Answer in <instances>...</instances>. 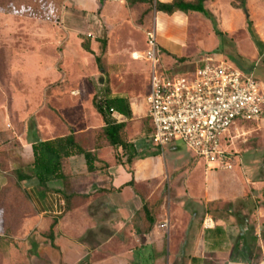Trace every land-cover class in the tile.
I'll list each match as a JSON object with an SVG mask.
<instances>
[{
	"label": "rangeland",
	"instance_id": "374dc122",
	"mask_svg": "<svg viewBox=\"0 0 264 264\" xmlns=\"http://www.w3.org/2000/svg\"><path fill=\"white\" fill-rule=\"evenodd\" d=\"M98 2H101L100 9L90 11L78 8L75 0H0V119L4 112L7 129L0 134V145L7 147L0 150V170L10 176L8 186L0 190V264H51L42 252L49 246V241L43 238L50 239L51 232L41 233L36 224L38 215L27 189L31 183H18L17 169L8 165L12 155L22 162L18 154L20 144L14 132L23 134L26 122L34 125L36 118L55 121H62L64 117L78 118L76 129L81 134V143L86 147L93 146L94 134L85 130L101 125L102 119L95 105L107 97L129 100L133 111V120L128 127L129 140L135 142L141 158L150 159L144 169L151 173V168L155 167L160 176L165 177L162 192L153 197V202L162 204L161 209L167 217L172 211L174 226L169 231L163 230L161 248L145 255V264L152 260L158 264H185L178 256L187 249L192 251L191 242L196 236L194 230L187 232L186 226L190 222L199 223L203 218L207 189L213 192L215 180L228 184V188L233 186L232 183L245 185L248 184L247 177L263 182L255 191V197H250V213L261 209L263 213L256 219L246 216L242 221L248 227L243 236L244 256L225 255L223 263L240 260L242 264H261L264 260L260 253L261 240H264V133L259 123L238 121L231 130L227 146L236 154L231 170L215 166L208 172L205 161L181 142L164 148L155 145L146 119L150 69L143 58L134 57L147 50L146 32L153 27L154 0ZM238 2L242 6L245 0ZM256 17L253 16V22L249 19L252 40L259 38L252 30L254 21H259ZM247 36L241 28L230 35L212 16H193L185 49L176 47L174 50L161 40L164 70L176 76L194 73L203 60L211 56L244 74H253L264 84V67L257 62L260 54L253 55V50L257 53L260 48L253 46ZM84 43L90 45L91 52L84 50ZM180 53L185 56L176 60L175 55ZM86 115L91 120L89 126L81 122ZM249 150L259 152V161L253 164V170L242 172L240 157ZM9 153L11 155L7 157ZM166 162L169 168L185 166L192 171L188 176L190 195L175 191L173 187L172 204H169L171 187ZM19 167L30 171L29 165L19 164ZM185 179L178 181L180 187H184ZM34 183L39 187L36 179ZM234 191V188L230 189L231 193ZM42 194L44 196L45 192ZM182 202L188 203L181 207ZM227 205L223 204L224 207ZM241 240L238 236V242ZM136 243L129 239V252L124 257L115 252L94 253L75 264H122V257H127L128 264H137L142 260L135 250ZM208 259L211 261L213 257Z\"/></svg>",
	"mask_w": 264,
	"mask_h": 264
},
{
	"label": "crops",
	"instance_id": "0c3cea01",
	"mask_svg": "<svg viewBox=\"0 0 264 264\" xmlns=\"http://www.w3.org/2000/svg\"><path fill=\"white\" fill-rule=\"evenodd\" d=\"M75 1L78 8L83 10L96 11L101 7V2L99 3L98 0ZM157 1L170 3L173 0H154V5ZM245 3L247 10L234 6V4L239 5L238 0H206L204 6L216 19V22L223 25L230 35L233 36L239 28L247 32V38L252 42V45H258L260 48L257 53L253 50V55L257 57L256 54H260L257 62L264 67V0H245ZM244 13H246L245 20ZM199 15L201 14H187L181 11L169 15L154 9L153 26L157 33L158 29L160 30V36L157 34L160 47L164 49L161 44L164 41L174 50L176 47L185 49L189 43L190 18ZM253 16H257L256 19H259V21H254L252 27V30H255L259 35L256 40H252L249 29L251 27L250 20H254ZM175 56L177 60L185 55L180 53ZM262 61L263 63H261ZM262 85L264 87L263 83ZM99 115L102 119L99 127L89 126L91 120L88 115L81 120L82 124L89 126L85 130L86 132L105 126L102 115ZM2 116L0 134L7 132L4 112ZM78 121V118L68 117H64L62 121H55L52 118L46 120L36 118L34 125L33 123L30 125L27 121L23 134L14 132L20 144L18 154L22 158V162L14 159L12 155L8 160V165L13 169H20L19 164L30 166L34 160L33 144L64 138L71 133L79 135L80 132L76 129ZM125 121L128 119L124 116L123 122ZM258 125L264 133V116ZM130 141L135 143L133 140ZM135 146L138 156L131 164L128 163L126 151L122 148H113L105 141L102 147L90 149L96 158L95 171H88L83 156H73L69 158L66 166V173L69 176L50 182L49 190H44L40 185L36 187L35 179L24 182V184L31 183L27 188L28 195L38 215L36 224L40 228V232L45 233L53 227V242L51 239L43 238L49 241V246H46L42 251L50 259L51 264H62V262L63 264H75L89 254L103 252H115L124 257L129 252L130 238L137 242L135 250L142 260L137 264H145L143 257L161 248V233L165 229L161 225L168 218V231L174 226L172 211L167 217V214H163L161 209L162 204L157 201L153 202V197L162 192L165 177L162 178L155 167L151 168V173H148V169H144V164L150 159L141 158L139 149L136 144ZM3 148L6 150L7 147L1 144L0 150ZM10 155V153L7 154V157ZM257 157H259L257 150H249L245 155H242L240 157L241 171L253 170L255 168L253 164L256 165L259 161ZM165 167L171 187L169 204H172L170 195L172 197L173 187L175 191H182L186 196L190 195L189 177L192 171H188L185 166L169 168L167 162ZM209 169L207 168L208 172ZM8 174V172L0 170V190L7 183ZM183 177H186L184 187H180L178 181ZM246 180L248 181L246 186L242 183H232L231 188L235 190L233 193L230 192L231 188L226 187L228 184L217 180H215L213 192L207 189L203 218L199 223L190 222L186 226L187 232L190 230L196 232V236L191 242L192 251L187 249L181 252L178 256L179 260L184 261L185 264H224L223 257L225 255L244 256L243 236L248 227L243 225L242 221H245L246 216L256 219L259 213H263L262 209L258 212L254 211L253 214L250 213V197H255V191L262 187L263 182L252 180L249 177ZM132 181H134V185H128ZM42 191L45 192L44 196ZM67 195L88 197L75 198L68 205ZM174 195L180 196L179 193H174ZM187 203L182 202L180 206H185ZM223 204L228 205L224 207ZM251 218L249 221L252 220ZM249 221L246 220V223ZM238 236L242 239L239 242ZM113 240L117 241L114 243ZM260 247V253L264 258L263 239ZM18 255L21 254L18 252ZM210 256L213 259L208 261ZM123 257L121 258L122 264H128L127 257L124 259ZM233 262L242 263L240 260ZM150 264H158V262L152 260Z\"/></svg>",
	"mask_w": 264,
	"mask_h": 264
},
{
	"label": "built area",
	"instance_id": "2783aa9c",
	"mask_svg": "<svg viewBox=\"0 0 264 264\" xmlns=\"http://www.w3.org/2000/svg\"><path fill=\"white\" fill-rule=\"evenodd\" d=\"M146 38L147 50L134 57L143 58L150 69L146 117L154 128L151 140L160 148L181 142L208 168L231 170L236 154L227 146V139L238 121L258 124L262 120V83L253 74H244L211 56L194 73L173 75L164 70L154 26ZM111 112L117 122L124 121L123 115ZM168 226V220L161 225Z\"/></svg>",
	"mask_w": 264,
	"mask_h": 264
},
{
	"label": "trees",
	"instance_id": "16d2710c",
	"mask_svg": "<svg viewBox=\"0 0 264 264\" xmlns=\"http://www.w3.org/2000/svg\"><path fill=\"white\" fill-rule=\"evenodd\" d=\"M206 0H173L170 3H163L157 1L154 8L157 12H163L169 15H173L176 12H184L187 14L200 13L206 17H211V13L208 12L204 6ZM238 8L247 10L246 3L242 6L234 4ZM83 48L87 52H91V47L88 44H83ZM99 114L102 115L105 122V126L98 130L88 131V133L94 134V145L84 146L81 143L80 135L74 133L69 134L64 138L55 140L35 143L32 145L34 160L30 165V171L25 169H17L15 176L18 183L36 179L39 185L44 190H49V183L55 180L65 179L69 175L66 173V166L69 158L73 156H83L87 163L89 172L96 170L95 162L96 158L93 152L90 150L92 147H102L106 141L109 146L113 148H122L128 154V163H132L133 160L138 156L135 143L129 140L128 127L129 120L133 117L131 104L128 99L124 97H107L101 99V101L95 105ZM111 110H114L121 115H124L128 121L117 122L112 117ZM149 122V133L150 136L154 132L151 120L146 117ZM97 131V133H96ZM96 134V135H95ZM10 182V176L7 177V183L1 189L3 191ZM128 185L133 186L134 181ZM85 195H67L66 202L68 205L71 204L75 198H87ZM146 209L147 206L145 205ZM50 239L53 242V227L50 230ZM56 247L55 245H53Z\"/></svg>",
	"mask_w": 264,
	"mask_h": 264
},
{
	"label": "water",
	"instance_id": "95a60500",
	"mask_svg": "<svg viewBox=\"0 0 264 264\" xmlns=\"http://www.w3.org/2000/svg\"><path fill=\"white\" fill-rule=\"evenodd\" d=\"M229 264H242V263L231 262V263H229ZM261 264H264V261H263Z\"/></svg>",
	"mask_w": 264,
	"mask_h": 264
}]
</instances>
